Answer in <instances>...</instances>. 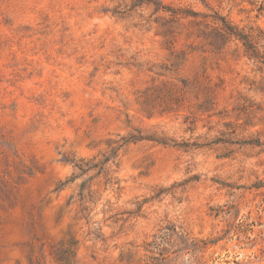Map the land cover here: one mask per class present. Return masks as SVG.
Masks as SVG:
<instances>
[{"label":"rangeland","instance_id":"rangeland-1","mask_svg":"<svg viewBox=\"0 0 264 264\" xmlns=\"http://www.w3.org/2000/svg\"><path fill=\"white\" fill-rule=\"evenodd\" d=\"M221 18L264 55V0H0V264H146L167 223L212 240L170 263L264 264V63Z\"/></svg>","mask_w":264,"mask_h":264},{"label":"trees","instance_id":"trees-1","mask_svg":"<svg viewBox=\"0 0 264 264\" xmlns=\"http://www.w3.org/2000/svg\"><path fill=\"white\" fill-rule=\"evenodd\" d=\"M222 19V18H221ZM219 30L228 35H233L239 39L245 49V53L250 57L264 63V55L259 51L256 44L251 40L248 34H244L241 31L234 30L230 24L222 19ZM217 31V32H220ZM136 138L122 137L121 143L116 147L118 149L122 144L132 141ZM114 153V151L112 152ZM110 156H104L102 160L91 164L90 161H83L82 159L70 160L74 167L78 168L81 172H84L92 167L99 166V172L101 168L109 161ZM88 162H90L88 164ZM210 239L199 238L193 239L188 236L187 233L182 231L180 227L172 223L157 229L151 236V238L144 243V249L146 251V264H173L170 263V253L177 254L178 252L188 253L195 252L201 248H204ZM176 246V247H175Z\"/></svg>","mask_w":264,"mask_h":264}]
</instances>
